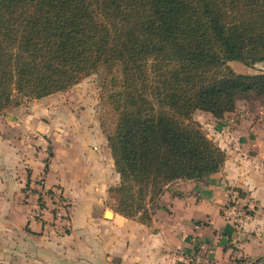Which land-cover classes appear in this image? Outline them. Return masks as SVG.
Returning a JSON list of instances; mask_svg holds the SVG:
<instances>
[{
  "label": "trees",
  "instance_id": "16d2710c",
  "mask_svg": "<svg viewBox=\"0 0 264 264\" xmlns=\"http://www.w3.org/2000/svg\"><path fill=\"white\" fill-rule=\"evenodd\" d=\"M231 61L264 62V0H0V112L99 72L115 211L143 223L168 184L225 159L193 113L264 98V71Z\"/></svg>",
  "mask_w": 264,
  "mask_h": 264
},
{
  "label": "crops",
  "instance_id": "0c3cea01",
  "mask_svg": "<svg viewBox=\"0 0 264 264\" xmlns=\"http://www.w3.org/2000/svg\"><path fill=\"white\" fill-rule=\"evenodd\" d=\"M197 113L204 120L210 115L197 110L194 120ZM263 114L257 118L235 109L206 123L207 136L225 154L221 167L201 180L168 184L148 223L106 207L108 177L112 185L119 181L113 170L97 181L91 168L55 177L50 164L44 171L43 154H23L11 134L2 136L0 264H187L197 225L218 264H264ZM76 173L83 175L86 191L67 202L68 214H54L43 191L69 186Z\"/></svg>",
  "mask_w": 264,
  "mask_h": 264
},
{
  "label": "rangeland",
  "instance_id": "374dc122",
  "mask_svg": "<svg viewBox=\"0 0 264 264\" xmlns=\"http://www.w3.org/2000/svg\"><path fill=\"white\" fill-rule=\"evenodd\" d=\"M228 65L237 73L254 74L264 71V62L251 67L237 61H231ZM235 109L259 118L264 113V98L250 97L247 100H238ZM104 111L101 103L100 75L99 72L92 73L64 91L39 99L24 98L20 104L0 112V140L2 136L11 134L14 138L13 144H19V151L23 154L31 157L43 154L46 163L55 168V177L62 176L65 171L75 174L91 168L92 171L97 170L93 175L95 181L104 177L106 179L107 173L116 171L105 133L100 127L99 119ZM197 114V120L193 117L192 119L205 133H209L206 123L215 124L214 122L223 118L210 114L204 120L200 117L203 113ZM83 154L85 158L82 157ZM89 158L92 160L87 163ZM78 173L77 177L69 178V186L61 188L57 184L43 191L47 199L53 202L54 214L64 210L68 214L70 205L67 202L74 203L77 198H82L81 193L86 191V186L81 184L83 175ZM108 179L107 183L111 185L107 189L106 207L115 211L119 195L113 189L117 184L112 185L110 176ZM105 181L98 188L104 190Z\"/></svg>",
  "mask_w": 264,
  "mask_h": 264
},
{
  "label": "built area",
  "instance_id": "2783aa9c",
  "mask_svg": "<svg viewBox=\"0 0 264 264\" xmlns=\"http://www.w3.org/2000/svg\"><path fill=\"white\" fill-rule=\"evenodd\" d=\"M200 225H197L195 232L191 236L193 252L187 257V264H218L211 259L212 248L207 246L200 232L197 230Z\"/></svg>",
  "mask_w": 264,
  "mask_h": 264
},
{
  "label": "water",
  "instance_id": "95a60500",
  "mask_svg": "<svg viewBox=\"0 0 264 264\" xmlns=\"http://www.w3.org/2000/svg\"><path fill=\"white\" fill-rule=\"evenodd\" d=\"M109 213L111 214V212L109 210H106L104 214L107 216V214H109Z\"/></svg>",
  "mask_w": 264,
  "mask_h": 264
}]
</instances>
